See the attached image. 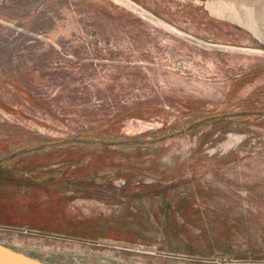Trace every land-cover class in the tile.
<instances>
[{"label": "rangeland", "instance_id": "374dc122", "mask_svg": "<svg viewBox=\"0 0 264 264\" xmlns=\"http://www.w3.org/2000/svg\"><path fill=\"white\" fill-rule=\"evenodd\" d=\"M201 41L127 0H0V244L264 264V53Z\"/></svg>", "mask_w": 264, "mask_h": 264}, {"label": "crops", "instance_id": "0c3cea01", "mask_svg": "<svg viewBox=\"0 0 264 264\" xmlns=\"http://www.w3.org/2000/svg\"><path fill=\"white\" fill-rule=\"evenodd\" d=\"M127 1L201 42L264 53V0ZM212 22L213 29H208Z\"/></svg>", "mask_w": 264, "mask_h": 264}, {"label": "water", "instance_id": "95a60500", "mask_svg": "<svg viewBox=\"0 0 264 264\" xmlns=\"http://www.w3.org/2000/svg\"><path fill=\"white\" fill-rule=\"evenodd\" d=\"M0 264H48L45 261L33 258L28 254L10 249L0 244Z\"/></svg>", "mask_w": 264, "mask_h": 264}]
</instances>
